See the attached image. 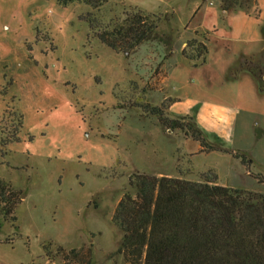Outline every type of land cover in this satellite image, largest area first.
<instances>
[{
	"label": "rangeland",
	"instance_id": "1",
	"mask_svg": "<svg viewBox=\"0 0 264 264\" xmlns=\"http://www.w3.org/2000/svg\"><path fill=\"white\" fill-rule=\"evenodd\" d=\"M176 2L167 11V0H108L97 9L76 1L0 0V179L20 199L14 220L0 213V261L61 264L46 260L43 245L50 243L52 253L75 248L89 251L92 264H122L114 254L122 233L112 215L124 193L135 195L129 183L135 173L215 176L218 184L264 192V132H253L235 110L202 113L200 124L193 110L177 114L175 99L166 96L168 57L181 35L174 12L184 7ZM137 11L159 17L155 30L168 45L147 40L116 52L80 18L90 12L100 30ZM147 103L170 119L192 116L223 150L166 128L144 110ZM237 150L247 156H235Z\"/></svg>",
	"mask_w": 264,
	"mask_h": 264
},
{
	"label": "trees",
	"instance_id": "2",
	"mask_svg": "<svg viewBox=\"0 0 264 264\" xmlns=\"http://www.w3.org/2000/svg\"><path fill=\"white\" fill-rule=\"evenodd\" d=\"M74 1L97 9L108 0H58L63 5ZM217 2L220 12L238 9L255 16L259 13L256 0ZM89 13L80 18L88 22L101 43L116 52L128 51L147 40H158L164 45L170 42L165 34L159 35L155 30L159 20L155 15L137 11L127 14L120 23L96 30ZM207 53L204 35L202 39H186L181 50L194 65L206 62ZM242 71L250 73L259 92H264V70L257 62L241 57L230 73L236 76ZM142 106L163 126L184 131L202 148L223 150L205 139L192 116L170 119L160 107L148 103ZM4 144L0 141V146ZM235 156L244 159L247 153L237 150ZM129 180L135 195L124 193L112 215V222L122 233L114 253L120 255L122 264H264V192L218 184L215 176L192 181L135 173ZM9 188L0 179V213L5 219L14 220L12 213L20 199ZM43 250L47 261L58 257L61 264H76L72 263L76 260L79 264H92L89 251L71 248L66 252L58 246L52 253L50 243L44 244Z\"/></svg>",
	"mask_w": 264,
	"mask_h": 264
},
{
	"label": "crops",
	"instance_id": "3",
	"mask_svg": "<svg viewBox=\"0 0 264 264\" xmlns=\"http://www.w3.org/2000/svg\"><path fill=\"white\" fill-rule=\"evenodd\" d=\"M167 1L164 7L170 11L169 2L172 0ZM177 1L184 6L174 12L181 35L177 37L179 47L170 50L168 60H171V66L165 76L166 96L175 99L173 110L177 114H187L193 110L200 124L202 113L213 117L215 111L219 114V109L235 110L250 119L253 132L258 129L264 132V92H259L250 73L242 71L236 76L230 74V69L241 57L252 58L264 70V0H256L259 9L257 16L238 9L220 12L216 0ZM196 31L206 38L208 53L206 62L194 65L181 54V50L186 44L185 33L193 34ZM193 65L196 68L202 66L204 71ZM227 74L230 76L227 77ZM10 241L13 242L12 239ZM0 264L13 263L1 260ZM15 264L30 263L20 261Z\"/></svg>",
	"mask_w": 264,
	"mask_h": 264
}]
</instances>
